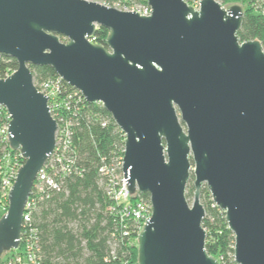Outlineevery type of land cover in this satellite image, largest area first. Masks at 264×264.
Returning <instances> with one entry per match:
<instances>
[{"label": "water", "instance_id": "water-1", "mask_svg": "<svg viewBox=\"0 0 264 264\" xmlns=\"http://www.w3.org/2000/svg\"><path fill=\"white\" fill-rule=\"evenodd\" d=\"M199 1L148 0L142 15L87 0H0V54L18 62L0 78V105L25 159L0 218V257L19 248L26 204L57 143L36 65L101 103L124 132L129 194H149L153 209L139 264H220L206 249L203 185L235 235V262L264 264V47L241 42L240 4ZM98 26L110 32L107 48L90 40Z\"/></svg>", "mask_w": 264, "mask_h": 264}, {"label": "trees", "instance_id": "trees-1", "mask_svg": "<svg viewBox=\"0 0 264 264\" xmlns=\"http://www.w3.org/2000/svg\"><path fill=\"white\" fill-rule=\"evenodd\" d=\"M132 4L138 0H109ZM224 7L243 6V21L238 32L241 42L259 40L264 47V16L254 11L251 0H220ZM110 32L98 26L93 43L108 47ZM66 42V38L61 36ZM18 68L16 59L0 54V78ZM34 81L57 76L50 66L30 65ZM68 91L75 88L65 83ZM73 123L71 146L76 166L65 174L59 189L36 199L31 225L40 246L41 264H139L138 223L122 215V207L108 196L100 172L101 165L116 163L124 155L125 134L112 115L99 102L82 99L79 109L63 114ZM195 186L188 183L186 195L194 197ZM149 198L140 193L135 198ZM201 202L206 211L203 227L207 231L206 249L220 264H237L235 235L225 213L213 202L203 185ZM8 207V206H7ZM8 210V209H7ZM22 246V244H21Z\"/></svg>", "mask_w": 264, "mask_h": 264}, {"label": "built area", "instance_id": "built-area-1", "mask_svg": "<svg viewBox=\"0 0 264 264\" xmlns=\"http://www.w3.org/2000/svg\"><path fill=\"white\" fill-rule=\"evenodd\" d=\"M87 1L99 2L126 11L135 10L142 15H150L152 11L148 0H138L130 5L124 4L122 1L113 3L109 0ZM185 1L196 9L200 8L201 1L199 0ZM217 1L221 3L220 0ZM251 5L254 11L264 16V0H251ZM90 40L93 42V39L90 38ZM9 75L10 73L7 74V76ZM65 83L68 84L59 75L45 78L40 82L34 81L38 90L49 96L50 111L58 123L57 143L54 152L40 170L26 204L20 246L18 249L4 252L0 257V264H41L38 238L35 229L31 225V212L37 198L43 197L50 190L59 189L62 177L77 169L76 155L71 146L73 123L65 118L63 114L72 111L76 115L79 105L85 97L77 89L72 92L68 91ZM10 120L11 115L8 109L4 105H0V208L5 209L7 206L9 207V193L16 182L18 170L25 162L20 150L11 146L9 135ZM122 163L123 157L116 163L106 164L104 162L101 165L100 172L108 196L114 200L117 206L122 207L121 213L123 217L130 216L138 223L139 234L147 219L152 216V204L150 197L148 199L143 197L135 198L140 193H137L136 196H130L122 170Z\"/></svg>", "mask_w": 264, "mask_h": 264}, {"label": "rangeland", "instance_id": "rangeland-1", "mask_svg": "<svg viewBox=\"0 0 264 264\" xmlns=\"http://www.w3.org/2000/svg\"><path fill=\"white\" fill-rule=\"evenodd\" d=\"M66 41H67V39H66ZM193 167H194V164H193ZM191 172H192V170H191ZM189 183H190V185L194 184V175H193V173L191 174V179H190ZM188 200H189V203L192 204L193 200H194V197H192L191 199H188ZM7 209H8V207L6 209L5 208H0V218L4 215V213L7 211ZM5 256H3V257H5Z\"/></svg>", "mask_w": 264, "mask_h": 264}]
</instances>
